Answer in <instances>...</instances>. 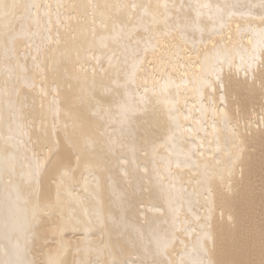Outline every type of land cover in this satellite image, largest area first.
<instances>
[{"label": "bare ground", "instance_id": "bare-ground-1", "mask_svg": "<svg viewBox=\"0 0 264 264\" xmlns=\"http://www.w3.org/2000/svg\"><path fill=\"white\" fill-rule=\"evenodd\" d=\"M263 146L264 0H0V264H262Z\"/></svg>", "mask_w": 264, "mask_h": 264}, {"label": "rangeland", "instance_id": "rangeland-1", "mask_svg": "<svg viewBox=\"0 0 264 264\" xmlns=\"http://www.w3.org/2000/svg\"><path fill=\"white\" fill-rule=\"evenodd\" d=\"M264 149V146H263ZM254 178H261L264 180V166L263 168L256 173V176ZM255 196V202L256 205L252 206V203L249 205L248 210L246 213L248 214L247 220H248V226H250V229L252 231L254 229L259 232V242H256L255 245H258L257 247L260 250L264 249V188L262 190H255L253 194ZM257 237V236H256ZM263 256L262 259H264V252L262 251ZM262 264H264V260H262Z\"/></svg>", "mask_w": 264, "mask_h": 264}]
</instances>
